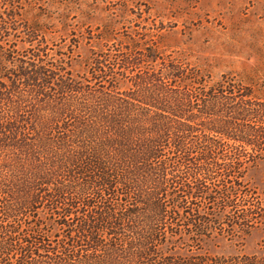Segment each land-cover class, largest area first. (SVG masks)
Here are the masks:
<instances>
[{
    "label": "trees",
    "instance_id": "obj_1",
    "mask_svg": "<svg viewBox=\"0 0 264 264\" xmlns=\"http://www.w3.org/2000/svg\"><path fill=\"white\" fill-rule=\"evenodd\" d=\"M162 63L127 92L103 68L94 83L50 71L52 112L26 106L12 128L0 123V264H264V253L165 248L208 234L219 210L229 223L233 209L237 224L264 218L258 198L237 207L238 177L264 155V105L241 84Z\"/></svg>",
    "mask_w": 264,
    "mask_h": 264
},
{
    "label": "rangeland",
    "instance_id": "obj_2",
    "mask_svg": "<svg viewBox=\"0 0 264 264\" xmlns=\"http://www.w3.org/2000/svg\"><path fill=\"white\" fill-rule=\"evenodd\" d=\"M162 58L197 69L209 85L248 87L250 100L264 105V0H0V123L12 128L26 106L52 112L50 71L94 83L103 68L106 86L127 92L137 70L159 71ZM246 166L241 210L253 198L264 204V155ZM214 215L208 234L182 233L165 248L185 256L264 253V218L244 225Z\"/></svg>",
    "mask_w": 264,
    "mask_h": 264
}]
</instances>
